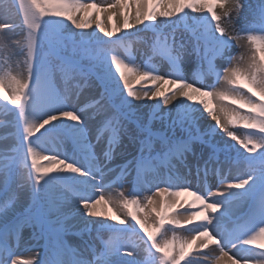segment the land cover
Segmentation results:
<instances>
[{
  "label": "snow or ice",
  "instance_id": "snow-or-ice-1",
  "mask_svg": "<svg viewBox=\"0 0 264 264\" xmlns=\"http://www.w3.org/2000/svg\"><path fill=\"white\" fill-rule=\"evenodd\" d=\"M11 7L20 22H8L10 8H3L0 49L14 67L0 68V103L12 117L16 155L10 161L0 153V264H143L123 239L130 232L147 264H223L225 258L264 264V243H258L264 240V0H12ZM147 31L154 35L152 50L167 61L164 74L151 62L138 65L131 55L115 54V45ZM237 46L244 49L238 56ZM182 64H198L196 76L186 77ZM57 74L63 89L54 84ZM133 76L145 82L139 92L129 84ZM88 80L99 98L82 109L72 99L80 88L73 81ZM198 98H211L215 107ZM224 101L239 106L234 114ZM205 114L215 123L202 134ZM240 122L248 131L238 136L229 125ZM216 129L245 151L227 142L221 147ZM154 145L167 173L149 178L143 170L156 159ZM129 146L139 154L120 171L123 179L129 169L136 173L128 179L131 188L120 191L119 202L106 199L112 187L124 188L105 181L109 164ZM191 165L197 179L202 174V187L179 174ZM165 193L169 200L183 193L194 199L173 211ZM102 204L111 206L110 213L98 209ZM94 227L113 236L99 258L85 259L87 242L76 250L66 237ZM25 228L32 229L31 247L21 235ZM177 228L188 234L178 244Z\"/></svg>",
  "mask_w": 264,
  "mask_h": 264
},
{
  "label": "bare ground",
  "instance_id": "bare-ground-1",
  "mask_svg": "<svg viewBox=\"0 0 264 264\" xmlns=\"http://www.w3.org/2000/svg\"><path fill=\"white\" fill-rule=\"evenodd\" d=\"M7 2H10L12 4V0H6ZM4 2V0H3ZM85 2H87V0H85ZM99 2V0H98ZM17 7H18V4H17ZM149 7V5H148ZM3 5L0 4V16H3ZM14 8V7H13ZM159 10V8H157ZM15 16L16 17H10L11 15H9V19H8V22H15V23H19L20 22V17L18 15H16V8L15 9H12ZM220 6H218V10L217 12L219 13L220 12ZM10 14V13H9ZM161 18H158L157 22H159ZM1 22H3L2 20H0ZM93 27H95V25H93ZM86 31L88 32H91L92 29H87ZM131 31L135 32V29H132ZM148 32V31H147ZM150 32V31H149ZM141 33L143 32H140L138 35H141ZM123 33H118L117 35H122ZM102 35V34H101ZM136 35V36H138ZM136 36L134 37H131L129 40H125L123 43L124 45L126 46H131V47H134L139 51V55H142L146 52V49L143 48L140 44H143V41L141 40H138L136 38ZM115 39V37L113 38ZM14 59H20L19 57L18 58H14ZM143 61V58L142 59H138V61L136 62L138 65H141V62ZM147 62H151L154 66H156L158 69H161V74H164V72L166 71H169L170 69L166 66V64L162 61H158V64H155L154 62H152L151 60L147 61ZM9 64H11L13 67H14V62L13 60H10L9 59V56L8 54L3 51L2 49H0V68H4V67H7ZM194 78V77H193ZM55 79H58V74L56 76ZM140 78L138 76H133V77H130L129 79V84L130 86L134 87L138 92L143 88V87H146L145 85V82L144 81H140L139 83L137 82ZM191 79V78H190ZM59 82V83H58ZM54 81V84L55 86L58 88V89H63V84H61L60 81ZM205 83H210V84H213L214 80H210L209 82L205 81ZM148 85L151 84V81H148L147 82ZM164 87H167V86H164ZM6 94V93H4ZM2 99V98H0ZM154 103V101L152 102ZM175 103V101H174ZM212 104H215V101H211L209 106L211 107ZM9 107H11V105H9ZM231 109L232 107L230 108L229 105H228V114H234L231 112ZM90 111H92V109H90ZM7 111L4 109L3 107V102L0 103V153H6L9 157V160L11 161L12 158L15 157V152L13 151L14 147H15V141H14V132H15V129L11 127L10 125V120L12 118H9L7 115H6ZM202 120L204 121V126L201 127L202 130H205V129H210L212 125H214V121H212L209 117H207V114H205V116L202 118ZM223 121L226 122L227 121V116L223 117ZM232 131H235L236 134H240L241 133V130L237 127H232ZM94 142V141H93ZM196 148H198L197 146H195ZM50 153H43V155H49ZM138 151L137 149H133L131 146H129L128 148V152L123 154V155H117L113 160L112 162L109 164V167L112 169V172L108 174V178L106 179L105 183L106 184H110L111 180L114 178L115 174L117 173L118 169L125 164V166L128 164L129 161L132 160L133 156L134 155H138ZM145 155H147V153H145ZM153 155V153H152ZM40 163L42 164H47L46 161H43V160H40L39 161ZM192 166V165H191ZM227 170H228V167L225 166L224 168V172L227 173ZM21 171H23L21 169ZM130 173V176L126 173L125 176L128 177V179H131V172ZM148 177L151 178L153 176L152 173H147ZM181 175L186 177L187 178V181L189 183H191L194 187L196 186H203V182L201 179H197V176H196V169L193 168L192 166V169L189 170L186 169L185 172H181ZM128 179H122L121 182L124 183V188L123 189H120L119 187H112L111 189H109V191L106 193V199H108V197L110 196L112 200L114 201H117L119 202V195H120V191H124L125 194H127V192L130 190L131 188V185L128 183ZM215 180V177L214 176H210L209 177V184L211 186V184L213 183V181ZM117 185V184H115ZM164 185H161V187H163ZM153 191H155V189H153ZM152 193L151 192H145V196L147 195H151ZM157 200L160 199V197H156ZM164 199L165 200H168L169 203H173L176 205V208H174L173 211H175L176 209H179L180 208V205L182 204L183 206L187 207V205L194 199L193 196H191L189 193H183L182 195H180L179 197H171V199L169 200L168 198V194L165 193L164 194ZM27 200L26 197H23L22 198V203ZM27 206V204L25 203V207ZM196 207V206H194ZM110 208L111 206L108 205V206H105V205H98V209L101 210V211H108L110 213ZM135 210V209H133ZM124 211H127V210H124ZM150 211V206L145 208L144 210H142L140 213H139V216L141 218H144L145 216L148 215V212ZM154 216V213L152 214ZM54 219V218H53ZM90 219H96V218H90ZM129 221H131V218H129ZM149 222H151V217H149ZM199 222V217H197V219L195 221H192V223H197ZM112 223H115L114 221ZM138 228V226H137ZM94 233L96 234H99V233H103L105 235V237L107 238V240L111 239L113 234L108 232L107 230H101L100 232H98L96 230V228L94 227L93 228V231L91 234H85L87 240L89 242H92L93 245L90 246L91 249L89 250V253H87L85 255L86 259H95V258H99L101 253L104 251V244H100L99 243V240L97 239V241L94 240ZM143 233L141 232V235ZM172 234V233H169V235ZM187 233L186 232H183L182 229L181 230H176V238H177V244L179 243L180 240L184 239L187 237ZM22 236L24 238L25 241L27 242H30L27 244L28 247H31L32 246V234H31V231L29 228H25L24 231L22 232ZM97 237V236H96ZM95 237V238H96ZM73 238V237H72ZM93 238V239H92ZM71 239V236H67L66 237V243L70 246L71 245V241H69ZM169 239V238H168ZM124 241L131 244V245H134L136 248H137V252H136V259L137 261H140V262H146L148 261V255L146 253V251L144 250V248L141 246V243L139 241V238L135 235V234H132L131 232L128 233L126 236H124ZM42 243V241H41ZM80 244V243H79ZM82 245V244H80ZM23 247L24 245L21 244L20 245V250L23 251ZM249 247H252L253 248V245L249 246ZM79 248H81L78 244L76 245V248H73V249H76V250H79ZM212 246L210 245L209 246V249H204L203 251L204 252H210ZM254 249V248H253ZM194 249L190 248L189 251H193ZM256 250V249H254ZM123 251V250H122ZM92 252H95L96 253V256L95 257H92L91 253ZM217 253L215 252H212L209 259L211 260V256H214L216 255ZM229 255H232V253H229ZM27 255H25L24 257H22V259H27ZM238 258V257H237ZM125 259H130L129 257H125ZM223 264H230V262L227 260V258H225Z\"/></svg>",
  "mask_w": 264,
  "mask_h": 264
},
{
  "label": "rangeland",
  "instance_id": "rangeland-1",
  "mask_svg": "<svg viewBox=\"0 0 264 264\" xmlns=\"http://www.w3.org/2000/svg\"><path fill=\"white\" fill-rule=\"evenodd\" d=\"M249 2L250 3H252V4H255L256 3V0H249ZM3 7H5V6H7V7H9L10 8V5H9V3L6 1V0H4V2H3ZM149 7H154V6H152V4H149ZM10 15L11 16H13L14 15V12H13V10H12V8H10ZM233 15H235V13H233ZM16 17V16H15ZM159 18V17H158ZM162 19V18H161ZM137 37H139L142 41H143V44L141 45L143 48H145V49H147V52H145L144 54H142V55H140V57H139V59H142L143 58V61L141 62L142 63V65H143V63H145V62H147V61H149V60H151L152 62H155V63H157V57H158V55L152 50V44H153V42H154V35H150V33L149 32H147V33H145L143 36H137ZM115 47H116V45H115ZM244 51V49L243 48H241V47H236L235 49H234V51H233V54L234 55H240L241 54V52H243ZM121 51H118L117 49H115V54H117V55H119L122 59L123 58H126L127 56L126 55H122L121 53H120ZM124 52H126V50H124ZM127 54V53H126ZM18 58V57H17ZM183 65H185V64H183ZM112 70H113V72H115V67L113 66V68H112ZM188 70H189V72L190 73H192L191 75H194V73H195V71H199V65L198 64H193L191 67H189V65H188ZM118 75V74H117ZM123 84V81H121V85ZM221 85H217V87H220ZM6 94H8L7 92H5ZM83 96L84 95H82V96H80V95H78V96H76V98H78L79 100L80 99H82L83 98ZM205 99V98H204ZM207 100H209V104H210V102L212 101V99L211 98H206ZM226 101H224L223 103L224 104H226V105H229V107L231 108H234L235 106H233V105H231L230 106V104H231V101H227V103H225ZM4 103H6V102H4ZM170 107V106H169ZM167 109H165V111H166ZM240 110V112H247L248 111V109L247 108H240L239 109ZM153 125H154V130H158L159 129V127H160V122L158 121V120H154L153 121ZM232 126L233 125H229V129L230 128H232ZM235 127H240V130H243V131H241V133L240 134H237L238 136H240V135H242V134H244L246 131H248V130H246L244 127H243V123L242 122H240V123H238L237 125H234ZM233 126V127H234ZM208 131H210V130H207L206 129V131H200L202 134L203 133H205V132H208ZM219 132V136H217L216 137V140L217 141H219L220 140V137H223V141H221V143H223V142H227V143H229V144H235V146H236V148H240V150H241V152H244L245 150L236 142V141H232L230 138H228V136L225 134V133H223V132H221V130L220 131H218ZM235 132V131H234ZM223 145V144H222ZM259 151V150H258ZM231 155L233 156V158H235L236 156L235 155H237L236 154V151H235V149H233L232 150V152H231Z\"/></svg>",
  "mask_w": 264,
  "mask_h": 264
}]
</instances>
